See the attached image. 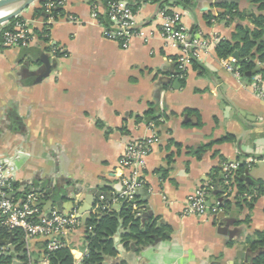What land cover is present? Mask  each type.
I'll return each instance as SVG.
<instances>
[{"label": "crops", "instance_id": "1", "mask_svg": "<svg viewBox=\"0 0 264 264\" xmlns=\"http://www.w3.org/2000/svg\"><path fill=\"white\" fill-rule=\"evenodd\" d=\"M169 1L172 5L180 0ZM62 2L64 16L49 24L48 43L34 37L26 49H0V155L16 168L18 202L24 200L25 189L43 190L51 193L44 201L54 199V208L64 213L71 210L70 203L72 211L92 204V213L100 189L122 188L127 173L120 163L129 143L154 130L160 142L147 158L140 193L159 224L170 227V239L135 253L125 251L117 236L119 256L106 262L250 264L247 239L264 231V196L251 213L234 207L230 214L222 210L193 217L184 216L183 209L189 195L224 163L244 164L245 174L264 183V100L250 83L225 69L216 46L196 59L201 68L189 67L183 88L162 90L163 82L170 83L162 74L173 72L180 50L161 35L159 4L141 1L136 17L147 39H133L123 49L105 37L94 16L95 10L105 14L104 0ZM214 3L201 0L193 9L174 6L172 11L182 15L191 33L230 40L237 23L219 20L221 11ZM37 5L22 14L32 31L44 25L32 19ZM44 55L52 71L38 82L45 70ZM157 102L166 115L151 129L137 118ZM227 136L233 141L218 143ZM173 143L182 146L181 152ZM210 143L214 145L200 158L192 153ZM40 207L46 213V207ZM113 210L120 211V205ZM42 243L33 239L26 246L30 264H49ZM65 243L74 264H80L87 252L81 230L70 232Z\"/></svg>", "mask_w": 264, "mask_h": 264}, {"label": "trees", "instance_id": "2", "mask_svg": "<svg viewBox=\"0 0 264 264\" xmlns=\"http://www.w3.org/2000/svg\"><path fill=\"white\" fill-rule=\"evenodd\" d=\"M60 0H40L37 7L33 11V20H42L47 22L50 18L53 21L64 16L62 6H58ZM136 13L141 1L159 4L160 10H167L172 13V7L181 6L186 10L193 9L198 1L201 0H180L171 5L169 0H125ZM110 0H104L105 14L98 15V20L106 28H109L111 21L109 18L108 3ZM214 7L221 11L219 20L227 22L228 25L236 22L237 26L230 40H221L215 49L216 56L220 60H228L233 58L235 53L239 59L236 63V69L241 74V79L247 83H253L258 78L264 81V0H214ZM245 3V7H243ZM47 4H53L48 10ZM209 16L208 19H211ZM26 20L21 15L4 24L0 33V49H3L4 38L6 32H13L17 23H24ZM51 25L44 24L42 30H34L33 38L37 37L43 43L50 41ZM26 49V48H22ZM52 47L46 49L49 53ZM61 56L60 53H56ZM175 60L173 72L163 73L168 77L170 83L163 82L162 90L171 89L172 87L183 88L185 86V78H181L182 73L179 71V65ZM193 69H199L196 59L191 63ZM187 114L199 113L191 110L186 111ZM166 113L160 109L159 102L150 104L149 110L141 117L137 118L139 123L144 122L146 125L158 126ZM233 141V137L227 136L218 143ZM178 153L181 152L182 146L173 143ZM214 143H210L192 150V153L200 158ZM173 161L170 158L169 163ZM247 166L239 165L235 173L233 187L236 190L234 197H223L224 187L222 166L214 168L209 176L208 184L214 188L210 191L208 202L211 207L219 204V207L226 214H230L235 207L239 210H247L251 213L254 209L258 198L264 196V183L256 181L254 184L248 185L241 177L246 173ZM167 173V171H165ZM20 188L19 184L12 183L10 194L13 199L18 202L19 194L15 195ZM146 189V187H145ZM30 193L28 189H25ZM110 188H102L99 190L98 198L95 204V210L85 221H81L78 230L83 233L87 252L83 259V264H104L108 259H116L119 256L115 238L120 236V244L127 252H140L144 247L153 244L157 240H169L171 229L167 225H160L158 219L151 213L142 198V192L139 193L134 202H128L120 199L117 205H120V211L113 210V199ZM46 198L51 196L49 192H43ZM21 194V193H20ZM100 195H104L105 199L101 201ZM137 206L138 209H135ZM41 208V207H40ZM250 215L246 219V223H250ZM3 217L0 216V252L6 250L3 255V264H13L14 260L21 264H30L28 252L26 250L25 234L21 230L9 231L3 226ZM249 249L252 254V264H264V231L256 232L253 237L247 239ZM42 249L45 258L49 264H74L71 250L68 246H64L54 252L47 250V241L42 243ZM115 264H121L115 262Z\"/></svg>", "mask_w": 264, "mask_h": 264}, {"label": "built area", "instance_id": "3", "mask_svg": "<svg viewBox=\"0 0 264 264\" xmlns=\"http://www.w3.org/2000/svg\"><path fill=\"white\" fill-rule=\"evenodd\" d=\"M58 6H63L62 0L59 1ZM52 7L53 4H47L48 10ZM108 11L111 25L109 28L103 26L105 37L108 40L119 43L123 49H128L133 39H147L144 29L137 22L136 13L127 1L110 0ZM94 16L98 17L96 10ZM159 16L163 39L179 47L180 53L177 63L179 71L182 73L181 78H185L192 60L198 59L202 54H208L221 39L217 37L207 38L201 33H191L184 25L182 15L178 12L174 11L170 14L167 10H161ZM52 22L53 19L50 18L43 24L49 25ZM3 38L2 45L4 48H28L33 40L30 22L17 23L15 30L4 33ZM236 63L237 60L234 57L222 60L225 69L242 80L240 72L236 69ZM250 86L255 94L264 100V81L258 78L250 83ZM160 104L162 107L163 104ZM151 129H155V126L151 125ZM159 142L160 138L153 130L150 136L129 143L120 163L127 175L121 179L122 188L119 191L111 192L113 204L117 205L120 199H125L128 202L135 201L145 184L143 173L147 168V158ZM238 168V163H224L222 165L223 184L226 187L223 197L235 196L236 190L232 185ZM15 172L16 168L11 161L0 155V216L4 219L3 226L9 231H23L26 246L33 239H43L47 241L49 252L64 247L67 235L78 230L81 226L79 211L74 209L70 213H64L53 208L50 213H43L36 204L44 201L46 195L38 191L27 193L22 202L9 198L12 190L11 185L15 181ZM210 191H214V188L206 183L189 195L183 209V215L204 217L210 213L219 214L222 211L219 204L211 207L208 202ZM99 199L103 201L105 196L100 195ZM134 208L138 209L137 206ZM5 252L6 250H2L1 254L4 255ZM80 264H83V260Z\"/></svg>", "mask_w": 264, "mask_h": 264}, {"label": "water", "instance_id": "4", "mask_svg": "<svg viewBox=\"0 0 264 264\" xmlns=\"http://www.w3.org/2000/svg\"><path fill=\"white\" fill-rule=\"evenodd\" d=\"M40 0H0V26L8 23L14 18H17L21 16L27 9H29L31 6H33L35 3L39 2ZM233 57L238 60L239 56L237 53L233 55ZM42 63L45 65L44 72L37 77V81L40 82L44 78L48 77L51 74L52 66L49 63V59L47 56L42 57ZM242 181H245L248 185L254 184L255 181L251 179V177L248 176V174H245L241 177ZM44 192L43 190H34L30 189L29 192ZM27 194V193H26ZM9 198H13V195H10ZM25 198V197H24ZM56 201L52 198L49 199V201H41L40 203L36 204L37 207L45 206L46 207V213H50L54 206ZM91 206L86 207L85 209L79 210L80 219L82 222H85L91 214ZM74 208L73 204L70 203V211L67 210V213H70L72 209ZM222 217H224V213L221 214ZM116 244L119 243V239H115ZM245 257V256H244ZM3 255L0 252V264H3L2 262ZM105 264H110L109 262H106ZM248 264V263H247ZM252 264V261L251 263Z\"/></svg>", "mask_w": 264, "mask_h": 264}, {"label": "bare ground", "instance_id": "5", "mask_svg": "<svg viewBox=\"0 0 264 264\" xmlns=\"http://www.w3.org/2000/svg\"><path fill=\"white\" fill-rule=\"evenodd\" d=\"M1 15V14H0Z\"/></svg>", "mask_w": 264, "mask_h": 264}]
</instances>
